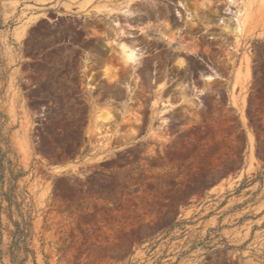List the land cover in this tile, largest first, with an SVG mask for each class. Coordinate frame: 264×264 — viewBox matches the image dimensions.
<instances>
[{
    "label": "rangeland",
    "instance_id": "1",
    "mask_svg": "<svg viewBox=\"0 0 264 264\" xmlns=\"http://www.w3.org/2000/svg\"><path fill=\"white\" fill-rule=\"evenodd\" d=\"M149 95L188 143L111 169ZM0 105V264H264V0H0Z\"/></svg>",
    "mask_w": 264,
    "mask_h": 264
},
{
    "label": "flooded vegetation",
    "instance_id": "2",
    "mask_svg": "<svg viewBox=\"0 0 264 264\" xmlns=\"http://www.w3.org/2000/svg\"><path fill=\"white\" fill-rule=\"evenodd\" d=\"M107 99L116 104L114 106L116 108L114 110L116 117L109 121L114 131L113 134L116 133L117 136L124 139L121 136L128 132L118 130L124 126L130 130L131 134L137 136L134 140L137 143L136 148L126 152L124 155L120 154L121 158L113 163L110 167L111 169L138 167V170L142 171V168L145 167L163 168L175 165L176 161L168 159L174 156L175 151H180V142L175 143V141L182 139V143H188V137L180 136L185 131L184 128L188 127L187 124L181 122V119L184 118L183 115L172 114L170 111L173 109L170 108L169 110H164V113L169 116L160 118L164 113L156 109L159 106L156 103L157 97L152 95L142 97L118 96ZM161 104H164V102H161ZM149 135H152L151 139L155 140L156 144H152L151 147H145L142 144L138 150V141L144 142L146 136ZM161 141H166V144L171 142L172 145L164 146ZM132 145H128V147ZM148 157H154V159H149Z\"/></svg>",
    "mask_w": 264,
    "mask_h": 264
},
{
    "label": "trees",
    "instance_id": "3",
    "mask_svg": "<svg viewBox=\"0 0 264 264\" xmlns=\"http://www.w3.org/2000/svg\"><path fill=\"white\" fill-rule=\"evenodd\" d=\"M7 120L8 116L0 105V187L5 183L8 175L13 179H18L23 175L22 170L14 173L18 164L15 162L16 153L12 147L9 132L6 131ZM4 195L8 196L7 193Z\"/></svg>",
    "mask_w": 264,
    "mask_h": 264
},
{
    "label": "bare ground",
    "instance_id": "4",
    "mask_svg": "<svg viewBox=\"0 0 264 264\" xmlns=\"http://www.w3.org/2000/svg\"><path fill=\"white\" fill-rule=\"evenodd\" d=\"M125 43V42H124ZM128 44V43H127ZM130 44V43H129ZM132 45V44H131ZM133 46V45H132ZM125 57L130 60V61H134L137 58V49H135L134 47H130L129 45H123V49ZM121 50V52H122ZM123 53V52H122ZM107 119V118H106ZM104 121V120H103ZM105 122V121H104Z\"/></svg>",
    "mask_w": 264,
    "mask_h": 264
}]
</instances>
